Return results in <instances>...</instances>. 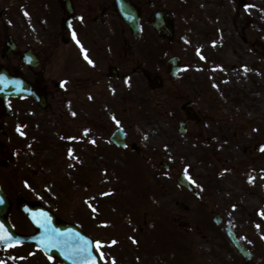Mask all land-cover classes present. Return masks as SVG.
I'll return each mask as SVG.
<instances>
[{
  "label": "rangeland",
  "instance_id": "374dc122",
  "mask_svg": "<svg viewBox=\"0 0 264 264\" xmlns=\"http://www.w3.org/2000/svg\"><path fill=\"white\" fill-rule=\"evenodd\" d=\"M160 1L176 24L175 42L169 47L161 42V57L179 54L183 70L135 114L108 113V106L99 105L101 116L90 117L106 129L122 126L151 159L133 166L140 160L108 155L106 133L85 128L74 115L66 130L71 144L62 156V128L39 130L46 141L37 147L47 148L50 162L46 176L34 180L36 195L61 218L118 242L114 252L104 251L111 264H145L142 251L152 247L156 264H245L223 225L213 221L216 212L252 252L250 264H264V0ZM187 100H193L201 120L181 134L180 106ZM161 160L169 170L159 166ZM180 173L190 178L199 198L179 186ZM45 186L52 198L44 196ZM177 217L191 229H180ZM10 218L18 230H32L14 210ZM11 250H0L3 264H58L29 248Z\"/></svg>",
  "mask_w": 264,
  "mask_h": 264
},
{
  "label": "flooded vegetation",
  "instance_id": "af4514ba",
  "mask_svg": "<svg viewBox=\"0 0 264 264\" xmlns=\"http://www.w3.org/2000/svg\"><path fill=\"white\" fill-rule=\"evenodd\" d=\"M127 1L0 0V82L33 89V95H10L4 103L0 98V182L7 192L38 193L34 180L46 176L50 162L47 148L37 147L46 141L39 130L58 127L68 136L74 115L82 117L85 128L106 133L108 155L132 162L151 159L143 156L140 142L128 131L126 145L118 146L111 140L118 126L106 129L90 120L101 116L99 105L108 106V113L135 114L144 101L151 104L158 97L166 82L177 78L169 74L167 58L161 57L160 40L166 41L152 26L155 14L170 9L168 4L129 0L139 14L140 28L135 30L124 19L125 14L133 15ZM160 78V86L150 85L149 79ZM185 119L188 126L192 120L184 115L181 120ZM58 143L62 156L65 144L66 150L70 145ZM40 189L47 194L46 186Z\"/></svg>",
  "mask_w": 264,
  "mask_h": 264
},
{
  "label": "water",
  "instance_id": "95a60500",
  "mask_svg": "<svg viewBox=\"0 0 264 264\" xmlns=\"http://www.w3.org/2000/svg\"><path fill=\"white\" fill-rule=\"evenodd\" d=\"M127 21L132 23L133 26L135 25V19L132 21L127 19ZM158 27L159 29H166L167 26L164 27L163 24H159ZM8 89H11L10 86ZM179 182L193 191V187L185 175H180ZM20 204L21 209L27 214L38 231L31 236H20L13 231L9 222L3 216L7 213L9 201L0 190V224L3 225L7 234L11 235V240H0V246L34 242L48 256H58L65 264H92L93 258H95L96 264H104L95 254L93 240L80 228L70 223L57 222L55 215L41 207L25 206L26 204L22 202ZM215 221L220 223L221 218L219 215L215 216ZM225 231L246 261L251 260V253L243 245L236 231L231 226H226ZM85 248H87L86 252L83 251Z\"/></svg>",
  "mask_w": 264,
  "mask_h": 264
},
{
  "label": "snow or ice",
  "instance_id": "6c2138e0",
  "mask_svg": "<svg viewBox=\"0 0 264 264\" xmlns=\"http://www.w3.org/2000/svg\"><path fill=\"white\" fill-rule=\"evenodd\" d=\"M85 59H87V56H85ZM89 63H92V61L89 60ZM85 132H87V130H85ZM262 150H264V146H262ZM69 155H71V150H69ZM262 214H264V213H262ZM0 240H11V235L6 233V230L4 229L2 224H0ZM83 251L86 252L87 248H85ZM101 258H103L102 253H101ZM0 264H3V262H0ZM92 264H96L95 258H93Z\"/></svg>",
  "mask_w": 264,
  "mask_h": 264
}]
</instances>
